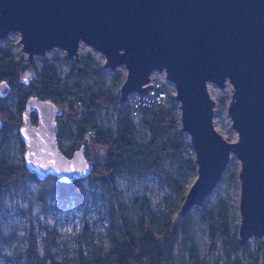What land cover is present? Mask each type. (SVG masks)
Wrapping results in <instances>:
<instances>
[{
  "label": "water",
  "instance_id": "water-1",
  "mask_svg": "<svg viewBox=\"0 0 264 264\" xmlns=\"http://www.w3.org/2000/svg\"><path fill=\"white\" fill-rule=\"evenodd\" d=\"M11 31L20 33L29 59L59 46L80 63L84 42L104 54L106 68L124 64L122 102L133 92H148L152 73L163 71L175 85L198 173L180 215L203 202L233 153L240 160L238 242L244 246L251 236L264 235V0H0V37ZM37 74L29 65L19 81L30 84ZM227 80L235 141L216 129V102L208 90V82L223 87ZM10 92L11 83L1 79L0 98ZM63 111L31 94L21 113L25 167L38 180L55 176L69 183L92 172L85 144L71 155L59 146Z\"/></svg>",
  "mask_w": 264,
  "mask_h": 264
},
{
  "label": "rangeland",
  "instance_id": "rangeland-1",
  "mask_svg": "<svg viewBox=\"0 0 264 264\" xmlns=\"http://www.w3.org/2000/svg\"><path fill=\"white\" fill-rule=\"evenodd\" d=\"M20 39L19 32L11 31L5 37H0V49L8 51L19 63L18 70L21 73L22 68L29 65L39 72L48 62L55 66L63 83H66L74 66L80 64L74 58L68 57L66 50L59 46L46 50L43 55L34 54L32 59H29L28 53L22 49ZM78 54L80 60L87 54L92 55L96 64L103 68L100 76L81 81L82 88L91 85L97 89L120 92L116 76L126 75L127 68L124 64L115 69L106 68L104 54L84 42L80 43ZM164 76L163 71L156 70L152 73L150 81L162 79ZM38 81L37 75L30 84H22L21 88L25 92H30L33 87L38 90ZM74 84V81H69L70 86ZM208 90L216 102V129L226 139L237 140L238 132L227 112L233 92L231 82L227 80L223 87L208 82ZM175 92L170 94L162 109L172 114L178 124L175 130L167 129L165 141L172 139L176 132L181 134L184 141L181 159L174 158L167 151H161L154 167L144 165L140 159L128 161L124 163L126 169L117 174L112 182L89 174L81 179V193L62 189L55 176H48L44 180L31 176L17 177L13 184L2 192L0 198V264H80L82 261L86 264H99V261L113 264L108 254L112 248L110 236L119 235L123 218L136 235L150 230L158 236L168 222L176 221L181 216L183 199L198 173L196 165L194 168L189 165V159L194 158V149L189 134L181 127L180 102L175 99ZM221 100H224V103ZM0 104L18 118V89L0 98ZM124 107H131L129 98L115 106L100 107L96 112L98 127L115 137L117 119ZM0 118L3 121L0 128V166L21 170L25 163L19 128L14 122L7 123L1 115ZM57 119L59 128L71 129L58 136V141L65 154L67 151L72 154L81 144L76 140L81 130L80 124L69 113H64ZM132 119L136 123V131L131 145L139 155L149 144L151 135L143 122L141 111L136 116L132 115ZM82 143H86V154L90 160L106 161L109 147L91 146L88 141ZM239 166L240 160L232 153L217 185L201 204L193 205L185 215H189L193 222L189 234L193 241L188 247L192 246L197 252L198 264H230L228 253L231 248L224 242L222 227L220 223L217 224L213 239L210 226L202 215L204 209L217 212L219 204L225 202L229 210L228 237L233 243L239 244L240 181L238 176L235 179L232 177ZM246 245L249 246L253 257L239 251L233 253V259L238 257L240 264H264V235L251 236ZM169 264L194 262L189 249L181 248L176 251Z\"/></svg>",
  "mask_w": 264,
  "mask_h": 264
},
{
  "label": "trees",
  "instance_id": "trees-1",
  "mask_svg": "<svg viewBox=\"0 0 264 264\" xmlns=\"http://www.w3.org/2000/svg\"><path fill=\"white\" fill-rule=\"evenodd\" d=\"M79 66L81 67L80 70H78V65L74 66L68 82L63 83L55 66L46 62L37 74L40 88L37 90V88L33 87L30 92H25L22 90V83L19 81L21 73L18 70L19 63L15 61L8 51L0 49V80L7 79L12 85V91L18 89L20 96V114L18 118L4 108L3 104H0V115L3 120L7 123L14 122L19 128L21 125V113L25 108L29 95L38 94L42 98L51 99L64 109L62 115L69 113L80 124L81 130L76 138V140L78 139L81 142L79 147L82 144H86L82 142L88 141L91 146L102 145L110 148L106 161L93 162L94 166L90 173L95 178L104 181H114L115 176L126 169L124 163L128 161L140 159L141 162H144V165L154 167L161 151H167L174 158L181 159L183 157L184 141L181 138V134L176 132L177 130L172 139L165 141L167 129L175 130L178 124L173 115L165 112L162 108L157 111L150 108L141 109L143 122L150 131L151 139L147 147L141 150L139 155L131 145V139L136 131V123L132 119L131 107L121 109L117 119L115 137L102 131L97 124V110L102 106H115L122 101L119 93H114L108 89H97L91 85L82 88L80 85L81 81L92 76H100L103 72V68L96 64L92 55L87 54L82 57ZM124 79L125 75L119 74L116 76V82L119 86H121ZM69 81H74L75 84L70 86ZM221 101L224 103V100ZM64 131H71V129L69 127L59 128L58 136H61ZM22 150L24 152V144L22 145ZM66 153L68 155L71 154L70 151ZM189 165L193 168L195 167L194 158L189 159ZM238 170L239 168H236L232 174L234 179L238 176ZM27 176L36 178L25 166L21 170L2 168L0 166V198L2 192L13 184L17 177ZM58 184L62 189L77 193L83 191L81 179H76L69 183L58 181ZM202 215L210 226L213 239H215L217 224L220 223L224 242L230 245L231 248L228 253L230 264H240L238 257L233 259V253H238L239 251H243L246 255L253 257L248 245L242 247L237 242L233 243L229 240V210L225 202L219 204L217 212L204 209ZM192 223L189 215L179 216L176 221L168 222L158 236L150 230L143 232L141 235H136L123 218L119 235L112 234L110 236L112 248L108 252L109 257L113 264H169L177 250L188 248L192 262L198 264L197 252L192 246L188 247L189 243L193 241L189 236ZM80 264L86 263L82 261ZM99 264L104 263L99 261Z\"/></svg>",
  "mask_w": 264,
  "mask_h": 264
},
{
  "label": "built area",
  "instance_id": "built-area-1",
  "mask_svg": "<svg viewBox=\"0 0 264 264\" xmlns=\"http://www.w3.org/2000/svg\"><path fill=\"white\" fill-rule=\"evenodd\" d=\"M148 92H133L129 95L132 115H138L142 108L159 110L170 94L175 91L174 83L164 76L159 80H151ZM124 104V103H122Z\"/></svg>",
  "mask_w": 264,
  "mask_h": 264
}]
</instances>
